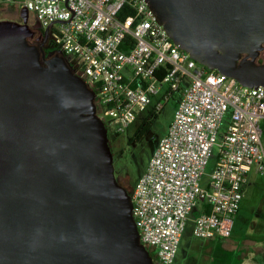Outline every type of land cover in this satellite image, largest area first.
<instances>
[{
    "label": "water",
    "instance_id": "water-1",
    "mask_svg": "<svg viewBox=\"0 0 264 264\" xmlns=\"http://www.w3.org/2000/svg\"><path fill=\"white\" fill-rule=\"evenodd\" d=\"M197 62L264 87V0H146ZM0 19V264H156L114 173L94 91ZM49 26L44 30L48 35Z\"/></svg>",
    "mask_w": 264,
    "mask_h": 264
},
{
    "label": "built area",
    "instance_id": "built-area-1",
    "mask_svg": "<svg viewBox=\"0 0 264 264\" xmlns=\"http://www.w3.org/2000/svg\"><path fill=\"white\" fill-rule=\"evenodd\" d=\"M13 5L26 6L43 30L49 26L50 48L94 91L96 113L115 133L180 90L173 119L130 194L139 240L156 264H173L185 222L202 201L193 235L228 238L247 173L253 165L264 170V87L197 62L146 0H0V10Z\"/></svg>",
    "mask_w": 264,
    "mask_h": 264
},
{
    "label": "rangeland",
    "instance_id": "rangeland-1",
    "mask_svg": "<svg viewBox=\"0 0 264 264\" xmlns=\"http://www.w3.org/2000/svg\"><path fill=\"white\" fill-rule=\"evenodd\" d=\"M15 11L17 7L14 5L0 10V19L15 18ZM35 22L36 18L30 12L29 23L33 25ZM175 103L174 97L170 98L162 103L161 109L155 116L150 114L149 127L139 139L135 135L141 121L149 115L151 105L143 111L136 112L134 122L122 132L115 133L112 127L106 126L108 140L112 144V151L115 155L114 173L128 174V191L136 186L160 138L166 133L173 119ZM226 126L227 119H224L220 132H223ZM216 152V149H213L214 155ZM214 163L213 156L205 168L207 175L201 184L207 181ZM192 227L193 216L190 215L185 222L173 264H260L264 258V170L260 171L256 165H253L246 175L239 208L233 216L230 239L234 242L235 248L229 251L225 248L221 249L218 247V242L205 245L193 235ZM210 252H213L215 261H212ZM149 253L154 255L151 250Z\"/></svg>",
    "mask_w": 264,
    "mask_h": 264
},
{
    "label": "flooded vegetation",
    "instance_id": "flooded-vegetation-1",
    "mask_svg": "<svg viewBox=\"0 0 264 264\" xmlns=\"http://www.w3.org/2000/svg\"><path fill=\"white\" fill-rule=\"evenodd\" d=\"M14 20H17V21H22L20 16H19V13L18 11H15V18H13ZM28 24L30 25L31 27V36L29 37V42L33 45H35L37 48H39L40 51H42L45 56L49 57L53 51V49L50 48V45H49V41H48V35L45 36L44 34V30L43 28L40 26V24L36 21L35 24L31 25L29 23V19H28ZM54 52V51H53ZM256 62L258 63H261V62H264V51L260 53V55L257 57L256 59ZM108 143H109V146H110V149H111V152H112V156H113V162H114V159H115V155L112 151V144L110 143V141L108 140ZM115 176H116V179L118 181V183L120 185H122L123 187H125L126 189H128L129 187V178H128V174L127 173H120V172H115ZM154 261V259H153ZM156 262V261H154Z\"/></svg>",
    "mask_w": 264,
    "mask_h": 264
},
{
    "label": "trees",
    "instance_id": "trees-1",
    "mask_svg": "<svg viewBox=\"0 0 264 264\" xmlns=\"http://www.w3.org/2000/svg\"><path fill=\"white\" fill-rule=\"evenodd\" d=\"M180 90H177V91H175V92H173L171 95H170V97H169V99L170 98H173L174 97V99H175V106H176V104H177V102H178V100H179V98H180ZM168 99V100H169ZM158 112V111H157ZM156 111H153L152 109L150 110V112L148 113L149 115L147 116V118H145V119H143L142 121H141V124H140V126H139V129H138V132L136 133V135H135V137L137 138V139H139L143 134H144V132L147 130V128L149 127V124H150V118H149V116H150V114L152 115V116H155L156 115V113H157ZM261 128H262V141H263V143H264V119H262V121H261ZM130 140H132V138L130 139ZM215 158V157H214ZM216 160V159H215ZM132 187H131V190H129V193L131 194V192H132ZM202 210H206V205H204V203H203V201L202 202H200L199 204H198V206L195 208V209H193V211L191 212V216H196L197 214H199V212H201ZM152 256V258L154 259V261H156L155 260V257H154V255H151Z\"/></svg>",
    "mask_w": 264,
    "mask_h": 264
},
{
    "label": "crops",
    "instance_id": "crops-1",
    "mask_svg": "<svg viewBox=\"0 0 264 264\" xmlns=\"http://www.w3.org/2000/svg\"><path fill=\"white\" fill-rule=\"evenodd\" d=\"M231 236V235H230ZM230 236L228 238H223V237H213V238H207V239H200L201 241H203V244L205 245H209L210 243H214V242H218V247L225 248L226 250H230L232 248H235V244L234 242L230 239ZM182 237V235H181ZM181 240V238H180ZM209 255H211V259L212 261H215V257L213 256V252H210ZM264 263V258L262 259V261L260 262V264Z\"/></svg>",
    "mask_w": 264,
    "mask_h": 264
}]
</instances>
